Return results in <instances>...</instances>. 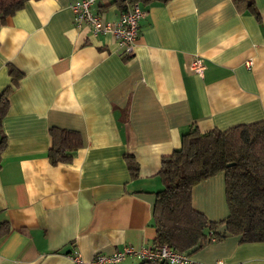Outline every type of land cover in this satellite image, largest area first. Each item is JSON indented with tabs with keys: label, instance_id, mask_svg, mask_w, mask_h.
<instances>
[{
	"label": "crops",
	"instance_id": "crops-1",
	"mask_svg": "<svg viewBox=\"0 0 264 264\" xmlns=\"http://www.w3.org/2000/svg\"><path fill=\"white\" fill-rule=\"evenodd\" d=\"M74 0H28L0 24V264H72L124 245L152 247L161 158L197 128L264 120V0L139 1L136 44L76 26ZM92 5L115 20L128 2ZM193 56L204 66L190 68ZM12 66L19 77L12 80ZM77 132L71 160L51 163L50 127ZM133 155V176L125 156ZM210 220L228 213L218 172L192 187ZM193 264H264V242L226 236ZM128 256L121 264H140ZM152 264V263H146Z\"/></svg>",
	"mask_w": 264,
	"mask_h": 264
},
{
	"label": "trees",
	"instance_id": "trees-1",
	"mask_svg": "<svg viewBox=\"0 0 264 264\" xmlns=\"http://www.w3.org/2000/svg\"><path fill=\"white\" fill-rule=\"evenodd\" d=\"M27 1L0 0V24ZM8 70L15 81L19 73L12 66ZM7 104L2 94L0 122ZM49 131L51 163L71 160L81 144L79 134L56 126L50 127ZM4 146L5 135L1 134L0 150ZM125 158L135 176V158L133 155ZM218 172L224 175L228 213L215 221L193 207L191 191L196 183ZM159 176L162 187L156 191L152 207L153 246L168 245L190 256L206 244L231 235H238L242 242H264V120L237 124L224 130L215 128L201 132L192 128L182 133L180 146L161 158ZM135 258L141 261L140 264H168Z\"/></svg>",
	"mask_w": 264,
	"mask_h": 264
},
{
	"label": "built area",
	"instance_id": "built-area-1",
	"mask_svg": "<svg viewBox=\"0 0 264 264\" xmlns=\"http://www.w3.org/2000/svg\"><path fill=\"white\" fill-rule=\"evenodd\" d=\"M106 0H74L69 3L73 12V22L76 26L86 23L94 33H112L118 44L126 54H131L139 31V20L146 14V10L138 1L128 2L127 10L122 12L115 20L102 21L98 14L92 11V5ZM190 68L201 75L204 66L200 57L193 56ZM128 256H134L143 260H156L168 264H190L191 258L185 252L170 248L168 245H156L152 247H135L124 245L121 249L111 253H97L92 258L85 260L80 252L74 250L70 254L72 264H118ZM216 264H224L217 260Z\"/></svg>",
	"mask_w": 264,
	"mask_h": 264
},
{
	"label": "rangeland",
	"instance_id": "rangeland-1",
	"mask_svg": "<svg viewBox=\"0 0 264 264\" xmlns=\"http://www.w3.org/2000/svg\"><path fill=\"white\" fill-rule=\"evenodd\" d=\"M212 243V242H211ZM210 244V243H209ZM207 245V244H206Z\"/></svg>",
	"mask_w": 264,
	"mask_h": 264
}]
</instances>
